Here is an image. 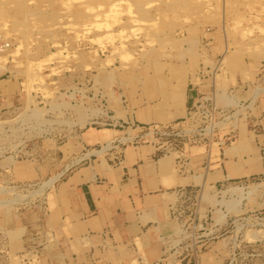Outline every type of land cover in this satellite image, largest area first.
I'll return each instance as SVG.
<instances>
[{
	"label": "rangeland",
	"instance_id": "obj_1",
	"mask_svg": "<svg viewBox=\"0 0 264 264\" xmlns=\"http://www.w3.org/2000/svg\"><path fill=\"white\" fill-rule=\"evenodd\" d=\"M0 32V264L51 263L77 168L151 146L212 174L264 113V0H0ZM189 88L185 119L137 122L182 110ZM184 192L175 259L264 264V176Z\"/></svg>",
	"mask_w": 264,
	"mask_h": 264
},
{
	"label": "crops",
	"instance_id": "obj_2",
	"mask_svg": "<svg viewBox=\"0 0 264 264\" xmlns=\"http://www.w3.org/2000/svg\"><path fill=\"white\" fill-rule=\"evenodd\" d=\"M198 101V89L189 88L182 110L156 115L146 108L137 122L147 126L185 119ZM247 132L245 142L220 149L212 174L202 171L205 158L180 168L151 146L136 155L125 153L121 162L94 160L74 170L67 180L70 212L62 218V229L71 233L55 247L50 264H204L198 254L175 259L169 240L172 209L184 190L201 188L208 180L264 176V113L248 123Z\"/></svg>",
	"mask_w": 264,
	"mask_h": 264
},
{
	"label": "built area",
	"instance_id": "obj_3",
	"mask_svg": "<svg viewBox=\"0 0 264 264\" xmlns=\"http://www.w3.org/2000/svg\"><path fill=\"white\" fill-rule=\"evenodd\" d=\"M10 45L7 41V39L5 38L4 34L2 32H0V55L5 53L6 51H8ZM235 257V255H234Z\"/></svg>",
	"mask_w": 264,
	"mask_h": 264
},
{
	"label": "bare ground",
	"instance_id": "obj_4",
	"mask_svg": "<svg viewBox=\"0 0 264 264\" xmlns=\"http://www.w3.org/2000/svg\"><path fill=\"white\" fill-rule=\"evenodd\" d=\"M16 2V1H15ZM28 6V5H27ZM31 6V5H30ZM39 7V6H38ZM15 8H19V7H15ZM13 9V8H12ZM21 9V8H20ZM18 10V9H17ZM16 10V11H17ZM22 10V9H21ZM27 10H28V8H27ZM26 10V11H27ZM4 11V10H3ZM14 11V10H13ZM36 11V10H35ZM20 12V11H19ZM14 13H17V12H14ZM45 13V12H44ZM44 13H42L43 15H44ZM4 14V13H3ZM21 14V13H20ZM24 14V13H23ZM25 14H26V12H25ZM36 14V13H35ZM39 14V13H38ZM15 15V14H14ZM30 15V14H29ZM16 16H18V15H16ZM22 17V16H21ZM20 19V18H19ZM16 20V19H15ZM18 21V20H17ZM27 21V20H26ZM27 23H28V21H27ZM32 23V22H31ZM5 24V23H4ZM7 24H9V23H7ZM6 25V24H5ZM24 26V25H23ZM22 26V27H23ZM29 27V26H28ZM4 28H6V27H4ZM9 28V27H8ZM3 29V28H2ZM10 31V30H9ZM7 35V34H6ZM14 35V34H13ZM21 38V37H20ZM36 39V38H35ZM8 40V39H7ZM30 41V40H29ZM28 42V41H27ZM30 43V42H29ZM20 45V44H19ZM17 48V47H16ZM17 51V50H16ZM9 52V51H8ZM5 53H7V51L5 52ZM7 55V54H6ZM13 55V54H12ZM1 56H2V54H1ZM5 56V55H4ZM28 56V55H27ZM3 57V56H2ZM6 60V62H7V59H6V57L3 59V58H1L0 57V63H2V64H4L3 62ZM22 60H23V58H22ZM41 63V62H40ZM41 65V64H40ZM40 65H38V66H40ZM1 66V65H0ZM35 67V66H34ZM1 68V67H0ZM5 70V69H4ZM39 70V69H38Z\"/></svg>",
	"mask_w": 264,
	"mask_h": 264
}]
</instances>
